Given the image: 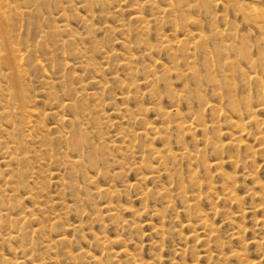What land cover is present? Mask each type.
Masks as SVG:
<instances>
[{
    "label": "rangeland",
    "instance_id": "1",
    "mask_svg": "<svg viewBox=\"0 0 264 264\" xmlns=\"http://www.w3.org/2000/svg\"><path fill=\"white\" fill-rule=\"evenodd\" d=\"M0 264H264V0H0Z\"/></svg>",
    "mask_w": 264,
    "mask_h": 264
}]
</instances>
